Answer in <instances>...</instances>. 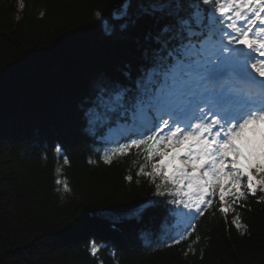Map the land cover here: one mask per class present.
I'll return each mask as SVG.
<instances>
[{
  "label": "trees",
  "instance_id": "obj_1",
  "mask_svg": "<svg viewBox=\"0 0 264 264\" xmlns=\"http://www.w3.org/2000/svg\"><path fill=\"white\" fill-rule=\"evenodd\" d=\"M22 2L0 0V264H264L262 194L236 208L243 234L213 208L166 247L172 206L140 222L136 207L166 198L136 177L134 155L106 164L85 130L90 90L127 80L142 55L143 36L130 41L114 18L122 0Z\"/></svg>",
  "mask_w": 264,
  "mask_h": 264
},
{
  "label": "snow or ice",
  "instance_id": "obj_2",
  "mask_svg": "<svg viewBox=\"0 0 264 264\" xmlns=\"http://www.w3.org/2000/svg\"><path fill=\"white\" fill-rule=\"evenodd\" d=\"M114 18L130 41L143 36L142 55L127 80L96 83L81 118L100 140L119 123L117 146L101 158L134 155L136 177L166 198L134 214L143 222L160 204L172 206L178 232L166 247L188 240L213 208L226 221L233 213L243 234L236 208L257 193L264 199V0H122ZM60 173L55 183L68 192ZM103 247L89 242L93 257Z\"/></svg>",
  "mask_w": 264,
  "mask_h": 264
},
{
  "label": "water",
  "instance_id": "obj_3",
  "mask_svg": "<svg viewBox=\"0 0 264 264\" xmlns=\"http://www.w3.org/2000/svg\"><path fill=\"white\" fill-rule=\"evenodd\" d=\"M54 78L53 77H51L50 79H49V81H52Z\"/></svg>",
  "mask_w": 264,
  "mask_h": 264
}]
</instances>
